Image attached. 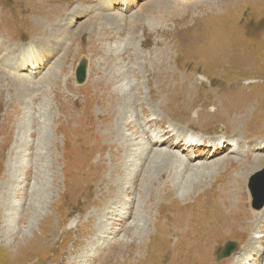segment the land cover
Wrapping results in <instances>:
<instances>
[{
	"label": "rangeland",
	"instance_id": "374dc122",
	"mask_svg": "<svg viewBox=\"0 0 264 264\" xmlns=\"http://www.w3.org/2000/svg\"><path fill=\"white\" fill-rule=\"evenodd\" d=\"M41 1L0 0V43L7 49L0 55L4 60L0 62V264H118V252L125 256L121 264H168L154 258L157 251L149 259L150 250L160 247L173 257L176 252L171 245L179 243L181 255L186 248L188 255L202 253L189 246L192 241L184 245L188 238L176 243L174 235L159 234L168 219L166 208L160 210L161 219H156L157 208L166 203L155 193L159 183L141 191L146 194L138 214L134 213L139 196L135 186L127 197L133 199H129L131 215L121 225L113 212L116 202L98 209L89 202L101 198L95 184L101 181L106 166L102 167L104 162L99 159H106L108 167L111 163L107 146L98 149L96 129L112 115L107 114L113 103L108 98L110 89L122 92L126 87L135 98L120 122L129 149L133 133L146 140L173 129L171 134L191 135L200 143L219 138L227 141L225 150L211 158V148L204 144L181 152L191 163L199 161L195 158L241 161L252 156L251 163L261 165L245 175L243 200L229 213L231 219L241 221L247 219L248 211H260L264 204L254 208L248 183L260 173L256 184L261 188L264 151L244 153L242 147L264 144V0H131L126 10L123 6L129 0H51L39 5ZM116 3L119 8L115 9ZM38 55H45L47 61L37 74L29 75L28 67L7 65ZM81 64L86 75L78 83L75 68ZM91 68L97 79L89 76ZM56 69L59 76L54 78ZM118 69L122 70L121 78L107 84L109 73ZM66 82L72 95L65 88ZM66 95L76 97L77 108L83 110L81 116L66 110ZM237 113L233 119L223 120V116ZM241 136L259 139L256 143L242 142L236 154L230 152ZM146 161L143 159V170ZM218 173L204 176L201 172L179 179L173 197L183 205L200 192L220 186ZM235 173L233 170L231 175ZM175 177L173 173L171 182H176ZM146 204L152 206L150 211H145ZM227 205L231 208L229 202ZM97 212L107 218V228L91 235L83 233L92 225L87 217ZM132 218L141 233L130 237L124 227ZM255 225L254 232L259 230L255 236H264V221ZM227 240L241 245L236 235L222 237L208 254V264H227L225 258L232 254L216 263ZM88 247L92 250L82 260ZM259 253L246 264L257 261ZM190 260L187 257L186 264H192Z\"/></svg>",
	"mask_w": 264,
	"mask_h": 264
},
{
	"label": "bare ground",
	"instance_id": "6f19581e",
	"mask_svg": "<svg viewBox=\"0 0 264 264\" xmlns=\"http://www.w3.org/2000/svg\"><path fill=\"white\" fill-rule=\"evenodd\" d=\"M45 1H51V0H42L39 5H42ZM130 1L131 0H129L126 4H124L123 10H126L130 7L129 5ZM113 8L115 9L119 8V5H117L116 3V5ZM119 19L122 20V17L120 16ZM75 20L76 19L74 18V21ZM6 50L7 49H5V47L3 46V43H0V55H2L3 51H6ZM48 53L49 52H47V54ZM44 57L45 55H38V57H31V58L27 57L24 60L18 59L17 61H11L7 65L8 67H17L21 69L28 67L29 75L37 74L38 71L42 68L43 65H45L47 61V58H44ZM0 62L1 63L4 62L2 57H0ZM78 67L79 66L77 65L75 70ZM58 71H59L58 69L53 71L54 78L59 76ZM99 73H100V70L98 71V74ZM92 74L95 78L96 74L92 72V68H91L89 76H91ZM109 74H110V77L107 78L108 80L107 84L112 85L114 81L118 80L116 77L121 78V75L123 73L121 69H118V70L111 71ZM85 75H86V70H85ZM65 88L69 92H71V95L73 94L71 90V86L67 82L65 83ZM94 88L95 87H93V89ZM109 92L110 93L108 95V98L113 103L112 105H109L110 110L109 112L107 111V114L112 113V115L110 116L109 120L104 121V122H99L98 125L96 126V129H97V134L100 136L99 137L100 145L98 149H101V147L107 146V148L111 152V153L109 152V159L111 163H110V166L108 167V165L106 164V159H99L101 163L102 162L105 163V164L102 163V167L106 166V168L104 169V174H103L101 181L95 184L96 185L95 192L101 193V198H96V199L93 198V200L89 202L92 203V205L96 209H98V207H100L101 205H104L107 202H110V201L116 202L113 208V212L114 211L117 212L118 216L115 218V220L120 222V225H121L123 223H126L127 219L131 215V211H130L131 204L129 202V199H131L132 202H133V199L127 198V197L130 195V192H133L135 190V186H136V189L139 188L137 190V193H139L138 194L139 196H138L137 204L134 209V213L138 214L141 212L140 209L143 208L146 192L150 190L149 188L151 186L156 187V184L159 183V186H158L159 188L157 187L155 193H157L158 196L161 197V203L163 199V203L166 202L165 203L166 205L161 204L162 206L157 208L156 219L157 220L161 219L160 210L162 208H166L168 210V219L165 220L164 224L160 227L159 234L161 235L170 234L172 236L174 235L176 243L179 240L182 241V239L188 238V240L184 242V245L188 246L190 241H192L189 246L192 249L202 251V253L188 255L186 253V249H187L186 248L182 252V255H181L182 246L179 245L180 244L179 243V244L171 245V249L176 252V253H173V257H168L167 254H164L163 252H161L160 247H153L150 250L151 255L149 259L152 258L153 255H155L157 251V254L154 256V258L156 257V260H164V262H168V264H173L172 261L175 262L176 264H186L187 257L191 258L190 262L192 264H208L209 263L208 254H211V250H213L214 244H216V242L222 237L229 236V235H234L235 237L236 235L237 238L240 239V241L238 242H241V245L239 246L236 241L231 240L235 242V245L236 247H238V249L236 248L237 250H235L234 252L232 250L231 252L233 253H230L232 255L229 254L230 256L228 255L229 257L225 258L226 260L225 262L227 264H246L248 259L256 255V252H260L256 256L258 260L254 261L252 264H264L261 262V258L264 257V254H263L264 244L262 243L264 241L262 240L264 236L259 235V234L255 236V234L259 230L255 233L254 228H253L255 225L254 224L255 222H256L255 226H257V224L264 221V206L260 209V211L259 210L248 211V214L246 215L247 219L242 218L241 221L239 220L234 221L235 219H231L232 215L229 213L232 209L234 208L236 209L237 204L239 205L240 201L243 200L241 183L245 175L248 174L250 171L256 169L261 164L256 165V163H251L252 156H247L246 159L241 160V161L234 160L231 157L223 158L221 159V161H214V160L200 161L201 158H195L199 161H196L195 163H191L189 162V161H192L190 157L187 156V154L183 155L181 152L191 150L194 144L195 146L197 144L198 145L204 144V146H206L205 148H211V151L209 152V157H208V158H211V157L219 155L218 152L222 153L225 150L227 146V141L226 140L222 141V139L219 138L214 141L210 140V141H203L200 143L199 141L193 140V137L191 135H185V137H183V134H177V135L171 134V132H173V129H164L162 130L160 134L159 132H157V135L155 136V138L148 136L146 140L143 139V136H141L140 133H133L132 138H131L132 140L131 148L129 149V145H128V148L125 145V142L129 139L127 136H125V134L123 133V130H121L120 122H121V119L127 113L126 111L127 106L132 105L135 102V98L133 95H131L129 89H126V87L122 89V92L121 91L119 92L118 90L114 91L112 89H110ZM71 95H66L63 98L64 104L65 103L67 104L66 110L73 111L72 113L73 115L83 114V110L77 108L78 100L76 99V97H73V96L71 97ZM115 102L117 103V106L116 104H114ZM237 115H239V113L235 114L234 116H228V117L225 115L223 116L224 117L223 120L229 119V118L233 119ZM138 116H141V115H138ZM136 119L143 120V118L141 119L136 118ZM143 124L147 125L145 121H143ZM232 124H235V123H232ZM234 127L238 129L237 124H235ZM101 128H104L105 130L99 131ZM141 133L143 134V129L141 130ZM223 135L226 136L227 134L226 135L223 134ZM241 137L242 138H240L239 141L238 140L236 141V144L234 145V147L230 148L231 149L230 152L234 151L236 154L237 152H240V146L243 145L242 142L245 143V142L254 141L253 143H256L255 140L259 139L258 138V139L253 140L251 137H244V136H241ZM125 138L126 140H124ZM212 144L215 146V149L212 148ZM244 146L246 147V148L242 147V150L244 151V153L245 152L252 153L255 150H260L261 153L262 151H264V144H261L259 147H255V145H252V147H250L249 145H244ZM177 147H180L181 149L177 150ZM145 158H147L148 161H146L147 164L143 170V159ZM262 158L263 157H261L257 163H259ZM220 165H222L221 168H220ZM223 169H224V172L222 171ZM233 170H235L236 173L231 175V172H233ZM201 172H203L204 176L209 175V174H216L217 172H219L218 177L220 181V186H217V187L215 186L213 187L214 189L204 190L200 192L197 196H195L192 200H187V198L185 197L184 200H187L186 203L183 205H179L177 202V199L173 197L179 185V179L183 177L187 178V176H190V175L193 176V174H197ZM173 173L176 176L175 183L171 182L172 181L171 175ZM164 176H166V179L162 180L161 178H163ZM85 181L87 182L89 180L85 179ZM166 181L169 182V185L165 183ZM136 182L137 184L135 185ZM83 188H85V186ZM131 188L132 190L129 191ZM216 188H219L218 191L215 190ZM118 189L121 191L119 192ZM145 189H146V192H143L145 193L143 196L141 191L142 190L144 191ZM86 192L87 190L83 191L82 193H86ZM86 201L88 202V200ZM228 202L231 208L227 209ZM217 203H218V206H217ZM204 205L206 206L205 209L203 208ZM216 206H217V210L213 212L212 208ZM218 207L220 209L223 208L222 209L223 211L219 210ZM146 208L148 209V211H150L152 206L146 204L144 206L145 211H146ZM201 209H203V211ZM110 212L113 213L111 210ZM100 213L97 212L96 214H93L87 217L88 222H92V225H91V228H89V224H88L87 229L83 230V233L91 235V234L97 233L99 229H103L104 227H106L108 223H105V220H107V218L104 215L102 216L101 215L102 213L101 214ZM134 213L133 215H135ZM97 215H98V218H97ZM100 216H101V220H100ZM139 216H140L139 218L141 219V215ZM111 224L117 226V224H113V223ZM81 227L82 225H80V229ZM84 227L85 225H83V228ZM129 227L130 228L132 227L131 233L129 232ZM106 228L105 230H108ZM140 230L141 229L139 228V224L135 222L134 218H132L131 223H129L126 227H124V233L125 234L129 233L128 236L130 235V237H132L135 234L139 235L141 233ZM114 231H112L111 233L112 235L115 234ZM261 231L263 230L261 229L260 232ZM79 232L82 233V230H80ZM107 232H104L103 235L107 234ZM257 239H260V240L258 241ZM225 243L226 241H224V244ZM128 244H131V243H128ZM90 250H92V248L88 247L87 253H85L82 256V260H86V257L88 256V253ZM240 250L242 251L239 252ZM123 251L125 250L123 249ZM138 252L139 251H137V253ZM118 254L119 255H116V254L115 255L119 257L121 256L120 257L121 260H119L120 258H118L119 261H115V263L118 262V264L119 263L121 264L122 262L125 261L124 259L125 256H123L124 255L123 252L122 253L118 252ZM217 256H219V254ZM76 257L77 255L74 256V258ZM221 259L222 258L220 256L216 257V261H217L216 263L220 262ZM101 263H103V261H101L100 264ZM136 264H138V262Z\"/></svg>",
	"mask_w": 264,
	"mask_h": 264
},
{
	"label": "water",
	"instance_id": "95a60500",
	"mask_svg": "<svg viewBox=\"0 0 264 264\" xmlns=\"http://www.w3.org/2000/svg\"><path fill=\"white\" fill-rule=\"evenodd\" d=\"M79 67L75 70V78L78 83H82L85 79V66L83 64L78 65ZM264 173V172H263ZM260 176L259 174L254 175L252 178H250L248 183V189L251 193V196L254 200V208L260 209L264 204V180L260 183L261 188H257L256 179ZM260 181V179L258 180ZM263 183V184H262ZM235 243L232 241H227L223 248L221 249L219 256L220 257H226L228 256L231 251L234 249Z\"/></svg>",
	"mask_w": 264,
	"mask_h": 264
}]
</instances>
